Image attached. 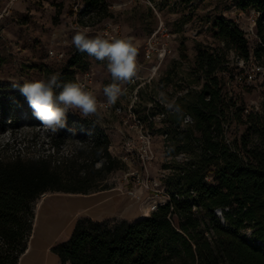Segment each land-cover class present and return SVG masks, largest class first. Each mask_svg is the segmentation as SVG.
<instances>
[{
	"label": "trees",
	"instance_id": "trees-1",
	"mask_svg": "<svg viewBox=\"0 0 264 264\" xmlns=\"http://www.w3.org/2000/svg\"><path fill=\"white\" fill-rule=\"evenodd\" d=\"M237 2L257 13L255 47L250 50L233 20L213 16L208 22L218 44L197 45L189 78L194 75L200 84L196 88L188 80L175 98L182 115L158 103L149 109L150 115H163L160 130L172 157L168 199L134 221L78 219L68 240L52 247L61 264H264V101L249 108L231 90L239 78L250 92L254 78L243 76L229 56L264 67V0ZM112 16L106 0H82L78 21L89 25ZM84 54L75 50L61 69L65 81L76 80L70 68ZM9 87L0 92V124L30 108ZM138 120L143 131L153 126L149 114ZM66 136L65 126L50 137L51 146L58 151ZM82 141L71 157L0 156V264H18L31 234L34 202L42 194L111 188L101 181L125 164L109 152L106 137ZM177 154L184 155L182 161Z\"/></svg>",
	"mask_w": 264,
	"mask_h": 264
},
{
	"label": "rangeland",
	"instance_id": "rangeland-1",
	"mask_svg": "<svg viewBox=\"0 0 264 264\" xmlns=\"http://www.w3.org/2000/svg\"><path fill=\"white\" fill-rule=\"evenodd\" d=\"M106 2L113 16L83 25L78 16L76 19L74 10L82 0H0V92L10 90L12 81L22 84L24 80L46 79L50 74L61 73L76 50L71 42L77 30L75 20L81 29L88 26L90 36L98 34L107 22L119 24L121 36H132L139 44L138 77L134 83L124 85L127 96L121 97L114 106L107 105L102 91L111 82L106 62L85 53L70 71L104 103L100 117L86 119L70 111L66 122L68 136L57 151L51 146L50 137L58 135L62 128L55 135L45 132L31 108L17 110L14 122L6 119L0 124V156L9 157L20 152L23 157L49 153L59 158L71 157L81 146L83 137L87 141L96 136L106 137L109 152L125 166L111 172L100 183L111 187L98 192L111 196L112 201L98 214H82L80 218L115 223L147 216L168 199L165 179L172 157L168 155L169 149L160 130L164 125L163 115H150L149 109L155 108V103L166 107L161 103L160 94L174 101L186 91L188 80L194 81L193 87H199L194 75L189 78L197 45L218 44L208 21L215 15L233 20L245 32L250 50L257 44L258 37L255 34L257 13L253 9H241L237 0ZM51 49L62 53V57L51 56ZM229 56L232 63L244 69L243 76L251 74L254 78L250 82L253 86L250 92L243 90L239 78L235 79L231 90L242 96L249 108L257 109L264 101V67L259 68L252 59L245 64L233 53ZM86 71L90 73V80H85ZM148 114L153 126L143 131L138 117ZM145 132L150 134L149 143L143 137ZM175 158L182 161L184 155L177 154ZM99 165L97 163L96 167Z\"/></svg>",
	"mask_w": 264,
	"mask_h": 264
},
{
	"label": "clouds",
	"instance_id": "clouds-1",
	"mask_svg": "<svg viewBox=\"0 0 264 264\" xmlns=\"http://www.w3.org/2000/svg\"><path fill=\"white\" fill-rule=\"evenodd\" d=\"M89 29H77L71 38L72 44L80 53L100 62H106L107 72L111 82L102 89L108 106H114L121 97L128 94L125 84L135 82L138 77L139 44L135 38L110 37L101 33L89 35ZM12 88L18 89L24 96L33 115L41 122V128L53 135L66 126L67 114L78 113L81 118L100 117V110L105 106L94 91L80 81H65L61 73L50 74L46 79L24 80L21 84L12 81ZM161 103L177 115H182V109L175 101H168L163 93Z\"/></svg>",
	"mask_w": 264,
	"mask_h": 264
},
{
	"label": "crops",
	"instance_id": "crops-1",
	"mask_svg": "<svg viewBox=\"0 0 264 264\" xmlns=\"http://www.w3.org/2000/svg\"><path fill=\"white\" fill-rule=\"evenodd\" d=\"M44 194L34 206L31 234L18 264H61L52 247L68 240L75 222L82 214H98L112 201L111 196L107 197L102 192L80 196L59 192Z\"/></svg>",
	"mask_w": 264,
	"mask_h": 264
},
{
	"label": "built area",
	"instance_id": "built-area-1",
	"mask_svg": "<svg viewBox=\"0 0 264 264\" xmlns=\"http://www.w3.org/2000/svg\"><path fill=\"white\" fill-rule=\"evenodd\" d=\"M82 8V3L80 4H76V6L74 7V10H75V17L77 19V16H78V13L79 11L81 10ZM74 27L76 29H81L80 26L78 25V22L77 20H75V23H74ZM85 28H88V26H86ZM98 33H101L105 36V38H110V37H116V38H123L120 34V26L119 24H115V23H112V22H107L106 24H104L98 31ZM49 54L53 57H62V53H58L56 52L55 50H49ZM84 77H85V80H90V73L88 71H86L84 73ZM252 75L249 76V78H251ZM86 84V83H85ZM190 118L189 117H186V121H189ZM141 129H142V126H141ZM143 137L145 138L146 142L149 143L150 141V134H148L147 132L144 133Z\"/></svg>",
	"mask_w": 264,
	"mask_h": 264
}]
</instances>
